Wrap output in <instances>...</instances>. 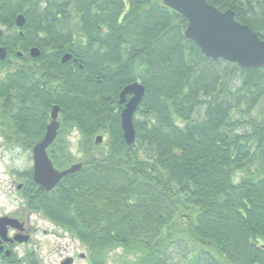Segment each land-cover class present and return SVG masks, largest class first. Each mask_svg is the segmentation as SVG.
Wrapping results in <instances>:
<instances>
[{
  "label": "trees",
  "instance_id": "1",
  "mask_svg": "<svg viewBox=\"0 0 264 264\" xmlns=\"http://www.w3.org/2000/svg\"><path fill=\"white\" fill-rule=\"evenodd\" d=\"M259 15L236 19L264 32ZM187 24L162 0H0V133L32 149L56 104L49 156L61 170L83 163L51 191L26 171L25 208L70 232L90 264H264V67L206 57ZM136 81L129 146L119 95Z\"/></svg>",
  "mask_w": 264,
  "mask_h": 264
},
{
  "label": "water",
  "instance_id": "2",
  "mask_svg": "<svg viewBox=\"0 0 264 264\" xmlns=\"http://www.w3.org/2000/svg\"><path fill=\"white\" fill-rule=\"evenodd\" d=\"M164 5L170 7L186 17L188 24L185 36L195 41L201 51L208 58L217 60L225 59L235 62L242 68L264 67V40L247 24L238 22L235 12L231 9L221 11L207 0H162ZM17 27L22 28L26 23L23 14H19L15 20ZM4 31L0 27V37ZM21 35L23 31L20 32ZM20 56L22 52H18ZM41 51L37 47L30 49V55L39 57ZM7 57V50L0 45V60ZM72 58L71 53L62 57V63H67ZM128 95H132L128 99ZM145 95V86L136 81L128 84L120 93L119 103L124 105L121 112V123L126 143L131 146L136 140L134 117ZM60 107L55 105L52 110V121L47 127L44 138L33 149V180L43 189L51 191L58 182L68 174L80 170L82 163H76L67 169H57L48 154V147L53 143L59 129ZM97 142L103 140V136L97 137ZM22 185H19L21 187ZM7 225L23 229V224L18 219L1 217L0 234L4 235ZM20 241H26L29 236H22ZM63 264H69L64 262Z\"/></svg>",
  "mask_w": 264,
  "mask_h": 264
},
{
  "label": "rangeland",
  "instance_id": "3",
  "mask_svg": "<svg viewBox=\"0 0 264 264\" xmlns=\"http://www.w3.org/2000/svg\"><path fill=\"white\" fill-rule=\"evenodd\" d=\"M76 140L77 138L73 143ZM72 149L76 153L75 148ZM29 170H33L32 149L7 143L0 135V215L18 212L27 221L33 234L32 243L19 248L20 253L24 255L35 250L37 258L42 260L43 264H60L62 259L73 255L77 256L80 264H90L87 257L80 258L81 254L89 255L87 249L70 232L40 213L29 214L30 211L25 208V198L20 189H17V184L25 182V172ZM108 263L119 264L111 259Z\"/></svg>",
  "mask_w": 264,
  "mask_h": 264
},
{
  "label": "flooded vegetation",
  "instance_id": "4",
  "mask_svg": "<svg viewBox=\"0 0 264 264\" xmlns=\"http://www.w3.org/2000/svg\"><path fill=\"white\" fill-rule=\"evenodd\" d=\"M246 3L248 5V8H245L246 6H244V9H240L241 6L238 7V10H235V17L238 14L240 16V18H245L248 19L249 17L253 16L255 13H259L261 15V17H263V13H264V0H239V3ZM243 23V22H242ZM245 24V23H244ZM250 26V25H249ZM251 27V26H250ZM260 36L261 39L264 40V32L262 30H258L257 28H253ZM33 57V56H32ZM132 97V95H128V99H130ZM56 105V104H55ZM53 105L51 110H50V117L49 120L45 126V131L43 134V138L46 135L47 132V127L50 124V122L52 121V110L53 107L55 106ZM58 121H59V129L57 132V136L55 138V140L53 141V143L48 147V152H50V150L53 149L54 143L56 142V139L59 136L60 130H61V117H60V111H59V116H58ZM75 132V131H74ZM74 132L72 131V133H70L69 135H67V141H69L70 143V147H76L79 146L80 139L82 138L81 133L79 131H76V134H74ZM0 135L2 137L3 134L0 133ZM99 136H103V140L99 143L97 142V137ZM42 138V139H43ZM76 142L73 143L74 139H76ZM41 139V140H42ZM6 140V139H5ZM41 140L35 142L34 146L40 142ZM105 141H106V134H99L94 138V147H100V146H105ZM5 142V141H4ZM34 146L32 148V152L34 149ZM16 183H14L15 185ZM19 184H17V189L20 191L23 190L25 182L23 181L22 184L23 186L19 187ZM29 214H34L33 212H30ZM1 217H8V218H13V219H18L20 221L21 224H23V229H18L16 227H13L11 225H7V229H6V233L4 235L0 234V264H29L30 259L28 258L29 255H32L35 261L38 262V260L40 261V263L43 264L42 260L38 259L37 256L38 254L36 253L35 250H31L30 252H28L27 254L25 253L24 255H22L20 253L19 248L21 247H25L26 245H29L32 243L33 241V234L31 232V228H29L27 221L22 217V215H20L18 212L16 211H12L9 213H5L3 215H0ZM28 218H31V215L28 216ZM29 236V238L26 241H20V239H22V236ZM87 257V255L81 254L80 258L83 259ZM38 259V260H37ZM64 262H68L69 264H80L77 256H67L64 259L61 260L60 264H63Z\"/></svg>",
  "mask_w": 264,
  "mask_h": 264
}]
</instances>
